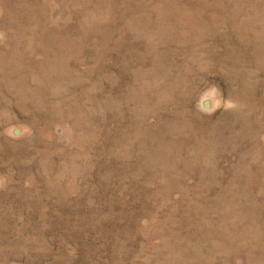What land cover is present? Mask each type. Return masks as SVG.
I'll use <instances>...</instances> for the list:
<instances>
[{
    "label": "rangeland",
    "instance_id": "obj_1",
    "mask_svg": "<svg viewBox=\"0 0 264 264\" xmlns=\"http://www.w3.org/2000/svg\"><path fill=\"white\" fill-rule=\"evenodd\" d=\"M0 264H264V0H0Z\"/></svg>",
    "mask_w": 264,
    "mask_h": 264
}]
</instances>
